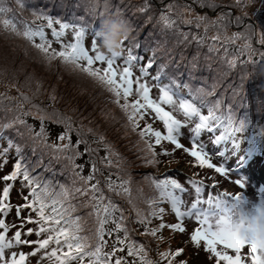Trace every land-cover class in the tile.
I'll list each match as a JSON object with an SVG mask.
<instances>
[{"label":"snow or ice","instance_id":"obj_1","mask_svg":"<svg viewBox=\"0 0 264 264\" xmlns=\"http://www.w3.org/2000/svg\"><path fill=\"white\" fill-rule=\"evenodd\" d=\"M239 2L240 0H237L238 4ZM23 6L21 3V7ZM201 6L216 7L214 4L207 3V0H201ZM148 7L147 0H145L144 6L139 10L145 12ZM11 11L13 10L10 8L0 6L2 15ZM190 11L191 8L186 3L171 0L161 11L158 23L162 24L166 31L172 30L175 33L178 31L177 21L180 24L194 22L184 17V12ZM173 13L176 16L175 19L172 18L171 14ZM103 14L100 13V16ZM116 14L121 15L119 10ZM34 15L47 21L46 27L51 29V35L57 42H60L66 30L71 28L73 42L61 43V50L56 51L51 48L52 42L47 39L44 26L33 27L23 20H17L15 16L10 19H2L0 23L10 34L22 37L32 44L49 65L53 61L59 60L66 70L82 74L108 91L114 97L113 103L117 104L126 114L133 131L139 127L137 116L139 119H143L148 114V110H151L155 114V118L162 122L163 132L154 129L151 124L139 132V136L146 145L142 151L145 152L144 158L147 164L159 163L154 146L168 142L175 149H183L185 153L193 157L197 162L194 166L213 169L221 176L228 174L230 168L226 167L223 162L213 163L212 158L214 155H218L227 160L226 153L230 152L233 155L237 152L244 139L245 124L237 120L231 111L222 112L219 101H215L208 108L207 114H202L201 108L193 100L178 96L173 87L148 83L149 72L154 67L152 61L141 66L139 76L134 77L136 64L142 58L135 55L132 48L123 46V52L119 56L106 55L98 48L97 33L91 31L89 24L83 21L76 24L64 23L59 19L54 20L42 12L34 13ZM230 15V13L222 14L216 21H210L207 16H197L196 27L199 28L203 25L204 35L180 33V36L185 42L191 39L197 45H203L209 28L215 27L218 29V34L211 37L212 44L208 45L209 51H215L216 42L221 40V33H223L224 43H234L240 38V34H234L232 37H228L226 34L228 24L225 21L229 19ZM240 19V17L235 18L237 23L240 22ZM54 24L59 26V31L53 26ZM89 32L93 36L90 49L85 46V36ZM37 38L39 43L35 42ZM260 43L264 44V35H262ZM246 50L252 51L250 42L246 46ZM260 55L264 58V52H261ZM229 63L231 66H235V61ZM94 64L106 65V67H93ZM160 78L158 74L153 80L158 81ZM134 84L136 98L130 103L129 98L133 96ZM153 87H156L159 92L156 99L150 95ZM17 90L19 91V87ZM197 92L204 93V90L199 89ZM205 94L211 95L212 93ZM52 98L56 97L53 95ZM6 99H10V97L0 94V110L12 111L13 116L7 122H0V132L14 130L24 143H16L9 139L0 149V157H7L10 150H14L16 155L10 173L0 176V181L5 182L0 189V264H30L31 257H38L37 264H128V261L122 257H117L113 261L116 253L123 252L125 248L127 256L134 258L132 264H161V261L164 260H167V264H172V259L182 255L183 248H177L175 252L159 253L161 260L155 261L150 258V249L146 244L130 238L134 230L130 229L129 224H140L144 227V232L140 233L141 235L157 238L158 232H162L165 228L172 233L184 234L187 231L186 221H194L196 224L189 234L190 242L197 249L203 245L208 259L214 261V264H260L253 232L258 220L255 213L259 207H264V201H261L259 205L251 206V210H249V202L240 194L230 195L225 191L215 195L209 194L205 198L204 192L209 186L205 185L203 180H189L188 184L194 190L195 198L190 206L186 207L182 194L188 193L189 189L174 178L156 179L151 182L159 191L157 197L143 198L142 193L140 198L132 197L131 180L127 178V174L123 173L122 168L121 175L117 176L119 183H116L111 179V173L109 177H103V172L98 166L103 161H106L108 166H112L109 157L114 153L110 148H108V156L96 159L94 158L96 149L90 146L82 134L73 145L69 135L73 130V121L70 117L55 111L49 112L34 104L32 99L23 92L18 97L20 103L14 108L4 103ZM121 99L124 101L122 104ZM25 105L30 107L25 110ZM32 109L36 110L41 122L39 132H35L24 119L25 116L32 114ZM177 112L184 116L183 121L176 118L174 113ZM45 119H54L57 123H64L65 130L57 139L59 141L67 140L68 143H48L44 128ZM190 125H193L190 128L192 140L191 147L188 148L180 142V139L183 130L189 128ZM77 131L81 130L77 129ZM89 131L91 132L92 129ZM205 132L211 134L210 141L212 145L216 146V153H210L208 146L201 142V137ZM261 135L264 136V132H261ZM145 137L149 139L145 140ZM152 138H154V144L150 142ZM98 142L105 143V146L108 147L103 135L98 137ZM81 143L85 145V153L92 160V170L87 176L82 174L83 165L75 163L76 159L84 154L78 151ZM229 143L230 149L226 147ZM222 145L225 146L224 150H221ZM29 146L33 155L38 150L41 152L40 158L35 162L24 155V148ZM45 151L50 162L53 160L66 162V167L71 171V178L68 182L60 183L54 178L40 174L39 170L52 171L51 164L46 165L43 159ZM160 154L170 155L166 150ZM2 164L6 165L7 159H3ZM116 166L120 167L119 161ZM16 182H19L21 187L27 190V194L21 193L24 202L15 206L14 209L17 219L20 220L19 225L6 222L7 215L13 211L10 191ZM235 184L240 189L245 188V182L242 179H237ZM216 186L213 183L210 187L215 188ZM104 187L109 192L115 193L116 196L127 199L136 213L135 220H130L125 215V210L117 205L111 197L105 198ZM138 199L148 205L147 212L139 207ZM164 202L170 205L176 222H165L166 209L161 206ZM83 208L91 209L87 214L89 218L94 217L91 226H86L87 218L78 214ZM24 210H29V214L21 217ZM32 213L35 214V218ZM153 219L160 221L156 228L149 227ZM109 223L115 226L114 230L117 233H123L122 237L117 235L111 252L105 251L107 245L105 236H111L113 231L106 230L105 226ZM27 224H34L36 227L26 228ZM12 229L16 230L13 232ZM32 235H35L37 239H27ZM25 246L32 250L24 252L22 249ZM170 256L172 259H169ZM181 264H186V262L182 261Z\"/></svg>","mask_w":264,"mask_h":264},{"label":"rangeland","instance_id":"obj_2","mask_svg":"<svg viewBox=\"0 0 264 264\" xmlns=\"http://www.w3.org/2000/svg\"><path fill=\"white\" fill-rule=\"evenodd\" d=\"M64 1L76 3L78 0H0V6L13 10L6 15L0 14V21L15 16L17 20H23L33 27H36L35 24H38L41 19L34 15V13L42 12L45 15L49 14L54 20L59 19L64 22L60 17L64 14L62 6L63 3H65ZM86 1H88V5L83 11L84 13L81 19L78 20L79 22L92 23L93 20H99L100 13H116L117 10H119L121 16L128 22L130 36H132L133 40L140 41L137 42V47L141 46L143 49L145 47L150 55H152V59L155 56L152 62L154 64L157 62L156 60H158L159 68H163V65L170 64L172 62V57L180 64L182 63L181 60L188 59V61L183 62V68H185V64H187V66L192 64L201 65L203 64L202 62H204L207 67L202 82L194 87L197 90L203 89L204 93H199L196 97L200 98L201 102L204 101V104L210 107L215 101H219L220 104L223 103L222 107H226L228 111H231L237 120L244 122L248 137L247 141L249 145L256 147V153L259 158H261L262 163L255 167H253L252 164V167H250V165L248 169L238 168L237 165L234 164L233 158L243 152V145H241L240 152L234 153L233 155L230 152L226 153L228 155L226 161L224 158H217V155L213 156L212 162L216 164L223 162L226 167L230 168V171L225 176L217 174L213 169L194 166L197 162L190 155L187 156L184 151L182 155H175L172 158L164 159L160 157L158 159L159 163L156 164L157 167L160 166L159 173H155L152 170H143L145 168H151V166L146 164V161L143 163L144 165L139 161L145 159V152L142 151V149L146 147L144 140L139 136V131L144 129L149 122L145 119H139V116H137L136 119L138 120L139 127L136 131H133L131 128L135 137L134 139L129 137L133 136L132 132L126 127V124L130 125V122L121 108L113 103L114 97L108 91L90 78L66 70L59 60L53 61L49 65L42 59L41 54L32 44L22 37L10 34L9 31L3 28L2 23H0V94H6L10 97V99H6L4 103L14 108L15 105L20 103L18 97L20 93L23 92L32 99L34 104L47 109L49 112L55 111L70 117L73 121V130L69 135L73 145L76 144L82 134L84 139L89 142L90 146L96 149L94 158L100 159L108 156V148L114 153V155L109 157L112 161V166H108L106 161L98 165L103 172V177H109L111 173V179L119 183L117 176L121 175V172L116 171L117 162L119 161L121 164L123 161H126L128 163V168L125 167L124 170L125 174H127V178L131 180L130 188L132 197L140 198L141 193L143 198L157 197L159 194L153 188L150 181L156 180V178L159 177L170 176L171 178L177 179L185 188L189 189L188 193L182 194L186 207L190 206V203L195 198L194 190H192L188 184V181L192 180V177L203 181L208 178L209 182L217 185L215 188L207 187L204 195L208 190H212V192L214 191L216 194L220 191L224 192L229 190L233 192L231 195L240 194L249 202V207L259 205L261 201H264V136L261 135V132H264V107H262L264 106V58L260 55L261 52H264V44L260 43L261 37L264 35V0H240L239 4L237 0H207V3L216 5L215 8L208 7L210 12L207 6H201V0H179L180 3H186L190 6L191 11L184 12V17L194 22L192 24H180L179 21H177L178 31L175 33L172 30L166 31L162 24L158 23L161 11L171 0H147L149 7L145 12L139 10L144 6L145 0ZM21 3H23V7H21ZM206 9L209 15L204 12ZM223 11H228V13L231 14L229 19L225 21V23L228 24L226 30L227 36L232 37L234 34H240V38L234 43H224L223 33H221V40L216 42V50L209 51L208 45L212 44L211 37L218 34V29L215 27L209 28L203 45H197L196 42L191 39L185 42L182 36H180V33L204 35V26L201 25L199 28L196 27V17L207 16L210 21H216L217 18L222 15ZM171 15L173 19L176 18L174 13ZM236 17L241 18L239 23L236 22ZM243 27H246V29L243 30ZM249 27L255 30L250 32ZM55 28L59 30V26ZM44 30L47 39H55L51 35V29L44 27ZM65 34L70 33L66 31ZM91 41L92 40L88 42V40H86L89 49ZM35 42L39 43L40 41L37 38ZM249 42L251 43L252 51L246 50V46ZM51 48L59 51L56 44L55 46H51ZM175 55H177V57ZM230 61H235V66H231L229 63ZM99 67L103 68L104 66L100 65ZM151 74L156 75L154 73ZM178 74L179 73L176 71L171 74V83L172 81L175 83L181 82L174 80ZM135 76H139V68L137 65L134 69V77ZM195 78V69L191 67V69H188L187 75L184 78L185 87L191 88ZM147 81L150 85L154 83L151 77H148ZM68 84H71V86L74 85L80 89V91H84V93H75L76 91L67 93ZM18 87L19 91L17 90ZM227 89L228 93L226 92ZM208 92L212 94L206 95L205 93ZM86 93H89L92 99L95 100V109H101L103 107L104 111L102 114L105 116L106 113H108L106 109H108L109 114L113 117L111 124L115 125V127H119L113 129L114 127L112 125V129H110L111 126L108 123H103V121L100 122L99 120L102 118L104 120V117L101 116V114L97 116L93 108L88 109L86 106H83L78 107L74 112L66 110L74 101L75 97H86ZM53 95L56 97L55 99L52 98ZM134 95L135 84L133 85V96ZM150 95L152 98L156 99L159 96V92L153 87ZM241 95L245 101L240 102ZM134 99L135 98L130 97L129 102L131 103ZM205 99L207 101H205ZM99 102H101V104H99ZM123 102V99H121V104ZM97 104L100 106L99 108ZM29 107V105H25V110ZM166 110L169 109L166 108ZM148 113L154 114L151 110H148ZM174 114L182 121L185 119L179 112ZM12 116V111L6 112L0 110V122H7ZM24 119L26 122L27 120L30 121L27 123L31 125L35 132L40 131L41 122L35 109H32V114L28 115V117L25 116ZM191 126L192 125L183 131L189 134ZM44 128L49 144L68 143L67 140L59 141L57 139L65 130L64 123H57L54 119H45ZM77 129L81 131L78 132ZM89 129H92V131L90 132ZM120 130H124L129 136L127 135V137L126 134L124 135L125 132L120 135ZM21 131H23V129H21ZM5 132L11 135L8 134L7 137L0 135V149L5 146L9 139L16 143H24L14 130H7ZM13 134H15V136H12ZM100 135L104 136L108 147L105 146V143L98 142V137ZM126 139L129 141H126ZM144 139L146 140V138ZM182 139L186 141L185 135ZM160 149L165 150V147L161 146ZM208 149L210 153H216L213 147H209ZM78 151L84 154L78 157L75 163L83 165L82 174L87 176L92 170V160L89 158V155L85 153V145L83 143L80 144ZM126 153H132L135 156L133 158H128ZM14 155V150H10L7 157H4L7 159L6 165L2 164L4 158L0 157V165H2L0 166V176L10 173V163L14 164L15 162V158H13ZM24 155L32 162H35L40 158L41 152L38 150L36 154L33 155L31 147L29 146L24 148ZM183 155L184 159L182 157ZM138 157L142 159H138ZM49 163L51 164L52 171L39 170L41 175L54 178L60 183H66L70 180L71 171L66 167L65 161L61 160L60 162H56L53 160L50 162L49 159L45 161L46 165ZM185 165L186 168L183 169ZM171 166H173L172 172H162L166 170L165 167ZM184 170L185 172L183 174ZM56 171H59L63 176H54V172ZM131 174L135 177H132ZM136 176L149 179L150 181L145 182L143 179ZM237 179H242L245 182L244 189H240L235 184ZM3 186V181H0V189H2ZM18 189H15V187L11 189L13 201L10 197V202L13 205V211H15V206H17L16 203L24 202L21 193L25 194V189L22 188L21 185ZM103 191L106 199L111 197L117 205L125 210V215L128 216L130 220H135L136 213L127 202L126 198L116 196L115 193L109 192L106 187L103 188ZM138 205L145 212L148 211V205L143 203L141 199H138ZM161 206L166 209V215L164 217L165 222H176L174 214L171 212L170 205L164 202ZM82 213L83 209H80L78 214L82 215ZM21 215L23 216V214ZM116 215L118 216V213ZM6 222L9 224H20V220L15 217L12 211L8 214ZM93 222L94 218L92 217L88 220L86 226H91ZM159 223V220L153 219L149 227L156 228ZM186 223L187 231L184 234L172 233L165 228L162 232H158L157 238L141 235L140 233L144 232V227L137 223H131L129 227L134 231L131 233L130 238L146 244L150 249V258L155 261L161 260L159 253L175 252L177 248H183L184 252L179 257L175 259H172L171 256L169 257V259H172V264H181L182 261L186 262V264H214V261L208 259V254L204 252L203 245L197 249L189 240L190 231L196 227L195 222L186 221ZM29 227H36V225L32 224ZM105 227L106 230H113L111 236H105V240L107 241L105 251L111 252L115 245L117 235L122 237L123 233H117L112 223H109ZM160 237H162V239H160ZM29 239L36 240L37 237L32 235ZM28 249L29 247H23L22 250L27 252ZM116 255L117 257H122L127 260L128 264L132 259V257L127 256L126 248L123 252H117ZM115 258L116 256L113 257V261ZM30 260L32 263L35 262L37 264L38 257H32ZM161 264H167V260L161 261Z\"/></svg>","mask_w":264,"mask_h":264},{"label":"clouds","instance_id":"obj_3","mask_svg":"<svg viewBox=\"0 0 264 264\" xmlns=\"http://www.w3.org/2000/svg\"><path fill=\"white\" fill-rule=\"evenodd\" d=\"M98 19L99 27L95 30L98 48L106 55H121L124 42L130 35L128 22L116 13H105ZM255 215L258 220L253 236L257 243L260 264H264V207H259Z\"/></svg>","mask_w":264,"mask_h":264},{"label":"trees","instance_id":"obj_4","mask_svg":"<svg viewBox=\"0 0 264 264\" xmlns=\"http://www.w3.org/2000/svg\"><path fill=\"white\" fill-rule=\"evenodd\" d=\"M83 2H85V3H87L88 4V1H86V0H82ZM207 9H208V11H209V8L207 7ZM207 9L204 11L205 13H207L208 15H209V13H208V11H207ZM210 12V11H209ZM226 13H228V11H223L222 12V14H226ZM63 21L64 22H70V20L69 19H67V18H64L63 19ZM93 21H95V22H98V20L96 19V20H93ZM96 25H98V23H96ZM243 30H245L246 29V27H243L242 28ZM249 30H250V32H253L255 29H253V28H251V27H249ZM129 37H132V36H130L129 35ZM176 57H177V55H175ZM182 61V63L180 64L176 59H174L173 57H172V62L170 63V64H168V65H163V71L161 72V77L162 78H164L165 80L164 81H162L163 83H164V85H170L169 83H168V81L170 80V76H171V74L172 73H174L175 71L176 72H178L179 74H178V76L174 79V80H178V81H181V83H184V80L182 79V80H179V76H180V74H182L183 75V77L185 78V69L183 68V66H182V64H183V62L184 61H188V59H185V60H181ZM203 63V65H205L204 64V62H202ZM166 66V67H165ZM206 66V65H205ZM185 67H187V64H185ZM207 67V66H206ZM195 69H196V66L194 67ZM188 69H189V66H188ZM171 86V85H170ZM67 90H68V92L67 93H70V92H75V93H80V94H83L84 93V91L82 92V91H80V89H78L77 87H75L74 85H72L71 86V84H68V86H67ZM226 92L228 93V89L226 90ZM86 95V97H83V98H78V97H75V99H74V101L70 104V106L68 107V109H66L67 111H72V112H74L75 111V109H78V107H83V106H86L88 109H90V108H93V109H95V100L94 99H92V96L89 94V93H86L85 94ZM206 101V100H205ZM241 101H245V99L243 98V96L241 95V98H240V102ZM247 101V100H246ZM99 104H101V102H99ZM221 105V108H222V105H223V103L222 104H220ZM97 107L99 108L100 106L97 104ZM96 107V108H97ZM210 106L209 105H204L203 106V108L205 109V110H208V108H209ZM226 108V107H225ZM106 109V108H105ZM221 110V109H220ZM104 110H103V107L100 109H95V112L97 113V116L98 115H100L101 114V116H103L104 117V120H103V118L101 119V120H99L100 122H102L103 121V123H108L110 126H111V128L110 129H112V125L113 124H111V121H112V116H111V114H109V111H108V109H106V111L108 112V113H106V116L104 115V114H102V112H103ZM28 117V116H27ZM27 122H30L29 120H27ZM113 129H115L116 127H119V126H116L115 127V125H113ZM126 127L128 128V130L129 131H131V127H130V125L129 124H126ZM119 130V129H118ZM125 131L124 130H120V135H122L123 133H124ZM132 132V131H131ZM140 132V131H139ZM8 132H5V131H2V132H0V135H3L4 137H7L8 136ZM125 134H126V132H125ZM132 134H133V136H129L128 134H126V136L128 135L129 137H131V138H133L134 139V137H135V134L132 132ZM14 136H15V134H14ZM127 136V137H128ZM146 138V137H145ZM146 140H147V138H146ZM126 141H129V140H127L126 139ZM121 145V144H120ZM254 153V152H253ZM126 155L128 156V158H133L135 155L134 154H132V153H126ZM253 156H256V155H253V154H251V157H253ZM137 157V156H136ZM141 157H138V159H140ZM142 159V158H141ZM127 162L126 161H123V163H121L120 164V170H121V168L123 169V172H125V170H124V168L125 167H127L128 168V166H127ZM116 171H119V170H116Z\"/></svg>","mask_w":264,"mask_h":264},{"label":"bare ground","instance_id":"obj_5","mask_svg":"<svg viewBox=\"0 0 264 264\" xmlns=\"http://www.w3.org/2000/svg\"><path fill=\"white\" fill-rule=\"evenodd\" d=\"M153 20V19H152ZM176 50V49H175Z\"/></svg>","mask_w":264,"mask_h":264}]
</instances>
